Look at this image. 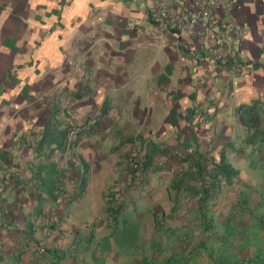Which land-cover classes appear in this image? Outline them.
I'll use <instances>...</instances> for the list:
<instances>
[{"label": "crops", "instance_id": "obj_1", "mask_svg": "<svg viewBox=\"0 0 264 264\" xmlns=\"http://www.w3.org/2000/svg\"><path fill=\"white\" fill-rule=\"evenodd\" d=\"M153 3L0 0V177L10 165L19 172L4 187L9 208L8 224L0 229V264H264V140L245 143L247 127L236 112L237 105L256 100L264 109V0H235L236 18L248 25L242 48L250 68L234 87L232 73L202 78L191 53L175 44V32L149 19ZM103 104L100 130L76 137L72 157L88 163L100 154L98 139L118 142L125 135L145 148L155 142L177 154L212 148L217 155L224 148L240 181L224 185L206 211L218 216L213 227L199 226L195 197L171 188L176 161L164 155L156 163L172 167L116 193L135 213L131 233L125 218L124 233L110 220L104 197L90 198V182L82 197L57 201L56 209L57 202L42 193L38 211L30 174L48 151H37L36 144L50 115L67 112L79 124ZM103 153L113 156L114 150ZM52 156H61L60 166L68 157L56 149ZM106 185L110 181L102 183V194ZM237 199L247 208L233 216L229 207ZM254 216L259 219L252 224ZM72 241L76 247L68 249ZM43 248L42 257L31 258Z\"/></svg>", "mask_w": 264, "mask_h": 264}, {"label": "trees", "instance_id": "obj_2", "mask_svg": "<svg viewBox=\"0 0 264 264\" xmlns=\"http://www.w3.org/2000/svg\"><path fill=\"white\" fill-rule=\"evenodd\" d=\"M170 29L174 30L173 28ZM262 105L261 101L256 100L251 104L242 103L236 107L240 122L247 127V133L244 137L245 143L264 140V109ZM106 111L107 107L103 104L96 115H90L77 124L70 121L67 112L61 116L54 109L36 144L37 151L43 147L44 149L47 148L48 151L43 155L42 161L31 168L32 174H30V177L36 178L35 189L39 193L38 211L41 210L40 202L46 198L41 195L42 193L56 202H61L64 199L65 204L82 195L87 185L88 163L83 158L81 159L83 167L75 187L76 192L69 197L67 195L66 176L75 161L72 158L65 166H60L61 156L55 158L52 155L56 149L59 153H65L71 157L77 144L76 137L98 132L102 116ZM226 145L233 149L232 141L227 142ZM144 148L139 153L130 154L127 157V161L124 162L126 171L123 175L125 178L121 182H117L115 188L104 194L106 199L105 210L108 216L116 223L119 220L118 216L125 209L123 202L117 200L116 193H119L120 189L127 192L136 188L150 173L172 167L170 163H156L158 161L157 156L164 155L166 161L175 160V163L180 166V169L175 168L176 176L170 184L171 188L177 191L183 190L187 196L195 197L197 199V214L201 216L198 222L199 226L203 230L213 227L218 216H214L213 211L208 215L206 211L210 210V206L216 205L224 185H231L240 181L239 169L226 157L224 148L220 149L217 155L212 153V148L205 151L194 148L179 155L171 152L169 147L155 142ZM246 205L243 199H237L231 203L229 212L233 216H238L247 208ZM258 219L254 216L252 224L257 223Z\"/></svg>", "mask_w": 264, "mask_h": 264}, {"label": "built area", "instance_id": "obj_3", "mask_svg": "<svg viewBox=\"0 0 264 264\" xmlns=\"http://www.w3.org/2000/svg\"><path fill=\"white\" fill-rule=\"evenodd\" d=\"M234 11L235 0H155L149 10V19L158 26L163 23L174 29L175 44L191 53L194 64L202 72V78L214 72L232 73L231 83L234 87L235 80L246 75L250 68V61L242 48L248 25L237 19ZM175 168L180 169V166L176 165ZM14 175L17 177L19 172L10 165L0 177V229L8 224L5 214L9 205L4 187ZM45 250L34 251L31 258H39Z\"/></svg>", "mask_w": 264, "mask_h": 264}, {"label": "rangeland", "instance_id": "obj_4", "mask_svg": "<svg viewBox=\"0 0 264 264\" xmlns=\"http://www.w3.org/2000/svg\"><path fill=\"white\" fill-rule=\"evenodd\" d=\"M102 138V139H101ZM100 139L97 140V145L99 146V149H101L99 156L96 155L95 157L92 158H88V170L86 172L87 175V183L90 182V186H92V189L89 190L90 194V198L95 199L96 201H101L102 198L104 196V194L110 190L113 189V187L117 185L118 180L121 181L120 177L123 173H125L126 169H125V163L127 161V157L130 154H135V153H139L142 149L143 146H141L140 140L135 141L133 139L132 135H125V139L120 140V141H116V140H112V139H106L105 137H101ZM131 140H130V139ZM113 149L114 150V154L113 156L111 154H104L103 152H105V150L108 149ZM75 149V148H74ZM84 154H87V151L84 152ZM74 159L75 163L73 166L70 167L69 170V174H67L66 176V182H67V195L72 196L74 195L75 191V187L77 186L76 184H78V177L79 174L81 173V169L83 167L82 165V161L80 158H76V157H67L64 158V166L65 164L70 161L71 159ZM66 161V162H65ZM118 163H122V165H119L120 167H117ZM124 163V164H123ZM80 164V165H79ZM109 165L111 167H114V172L109 168ZM177 163L173 164V170L174 172H176L175 167H176ZM119 172V173H118ZM118 173V174H117ZM111 175H113V177H111ZM104 181H110V185H106V188L104 191H106L104 194H102V183ZM109 184V183H108ZM94 188V189H93ZM87 195L84 196L86 197L84 199V201H87V199H89V195L88 193H85ZM83 195L79 196L82 197ZM72 201H70L69 203H71ZM141 203V202H140ZM58 203L53 204L54 208L56 209L59 205H57ZM72 206V205H71ZM55 209H52V211H54ZM97 213H94L91 215V217H93V220L95 219V217L97 216ZM119 220H118V224L117 227H120L121 232H125L124 229V224L123 221L121 220V218H125L128 222H130V229L126 230V233L129 232L131 233L133 231V222L132 220H135V213L133 211V208L129 207V208H125L124 212H122L119 216ZM92 220V221H93ZM110 220H112L110 218ZM88 220L87 223L85 224V222H82V224L79 227V235L78 238L75 240V245L79 246L78 243L81 240V238L83 236V228L88 226ZM80 223H78L79 226ZM185 238H181V240L187 239L188 235H184ZM181 237V236H180ZM74 245V242L72 241L69 246L68 249L72 248L73 246L76 247ZM70 247V248H69ZM59 252H61L62 254L64 253V251H62V249L58 250Z\"/></svg>", "mask_w": 264, "mask_h": 264}]
</instances>
